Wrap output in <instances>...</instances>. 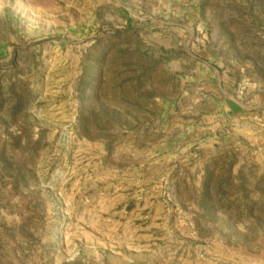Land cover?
<instances>
[{
    "label": "rangeland",
    "instance_id": "obj_1",
    "mask_svg": "<svg viewBox=\"0 0 264 264\" xmlns=\"http://www.w3.org/2000/svg\"><path fill=\"white\" fill-rule=\"evenodd\" d=\"M0 264H264V0H0Z\"/></svg>",
    "mask_w": 264,
    "mask_h": 264
}]
</instances>
